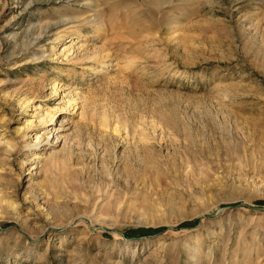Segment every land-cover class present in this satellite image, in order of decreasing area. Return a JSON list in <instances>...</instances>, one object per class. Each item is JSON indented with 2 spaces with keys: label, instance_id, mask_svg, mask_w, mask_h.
Returning a JSON list of instances; mask_svg holds the SVG:
<instances>
[{
  "label": "rangeland",
  "instance_id": "374dc122",
  "mask_svg": "<svg viewBox=\"0 0 264 264\" xmlns=\"http://www.w3.org/2000/svg\"><path fill=\"white\" fill-rule=\"evenodd\" d=\"M0 264H264V0H0Z\"/></svg>",
  "mask_w": 264,
  "mask_h": 264
},
{
  "label": "trees",
  "instance_id": "16d2710c",
  "mask_svg": "<svg viewBox=\"0 0 264 264\" xmlns=\"http://www.w3.org/2000/svg\"><path fill=\"white\" fill-rule=\"evenodd\" d=\"M161 230V228H139V229H127L125 231V234L128 236L132 235H144V234H150L155 233Z\"/></svg>",
  "mask_w": 264,
  "mask_h": 264
},
{
  "label": "bare ground",
  "instance_id": "6f19581e",
  "mask_svg": "<svg viewBox=\"0 0 264 264\" xmlns=\"http://www.w3.org/2000/svg\"><path fill=\"white\" fill-rule=\"evenodd\" d=\"M164 3V2H166V0H151V3L154 5V6H156L157 4H160V3ZM30 122V120L29 121H27V123H29ZM55 135V134H54ZM39 139V143H37V144H40V145H43V144H46L47 142H48V136H47V138H45V139H41L40 140V138H38ZM36 142H38V141H36Z\"/></svg>",
  "mask_w": 264,
  "mask_h": 264
}]
</instances>
